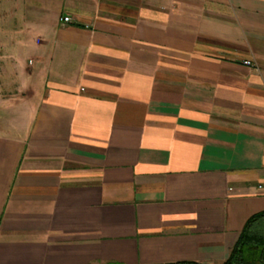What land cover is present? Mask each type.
<instances>
[{
    "label": "crops",
    "instance_id": "1",
    "mask_svg": "<svg viewBox=\"0 0 264 264\" xmlns=\"http://www.w3.org/2000/svg\"><path fill=\"white\" fill-rule=\"evenodd\" d=\"M260 213L264 0L0 3V264H224Z\"/></svg>",
    "mask_w": 264,
    "mask_h": 264
},
{
    "label": "trees",
    "instance_id": "2",
    "mask_svg": "<svg viewBox=\"0 0 264 264\" xmlns=\"http://www.w3.org/2000/svg\"><path fill=\"white\" fill-rule=\"evenodd\" d=\"M224 264H264V213L248 221L230 258Z\"/></svg>",
    "mask_w": 264,
    "mask_h": 264
},
{
    "label": "built area",
    "instance_id": "3",
    "mask_svg": "<svg viewBox=\"0 0 264 264\" xmlns=\"http://www.w3.org/2000/svg\"><path fill=\"white\" fill-rule=\"evenodd\" d=\"M63 24H72L74 23L73 19L71 17L65 16L62 17L60 20ZM244 65L250 68H256L258 69V65L256 64V62H254V60H247L244 61Z\"/></svg>",
    "mask_w": 264,
    "mask_h": 264
},
{
    "label": "rangeland",
    "instance_id": "4",
    "mask_svg": "<svg viewBox=\"0 0 264 264\" xmlns=\"http://www.w3.org/2000/svg\"><path fill=\"white\" fill-rule=\"evenodd\" d=\"M3 1H6V0H0V3L3 2Z\"/></svg>",
    "mask_w": 264,
    "mask_h": 264
}]
</instances>
